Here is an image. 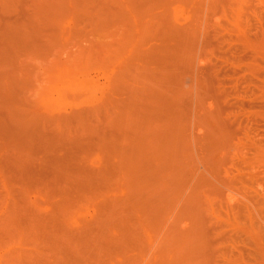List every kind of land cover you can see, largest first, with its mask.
Listing matches in <instances>:
<instances>
[{
	"label": "rangeland",
	"instance_id": "374dc122",
	"mask_svg": "<svg viewBox=\"0 0 264 264\" xmlns=\"http://www.w3.org/2000/svg\"><path fill=\"white\" fill-rule=\"evenodd\" d=\"M87 1L89 0H0V264H28L32 260V257L36 258L37 255H40L37 256V258L40 257L42 259V256L44 257L45 254L48 255L45 256L48 257L46 258V260H48L47 262H53L54 258L57 259V254L59 253L55 249L58 245L56 242L62 233L63 215L66 213H73L75 215V212L79 211L78 208L80 205L84 206V208L82 207L78 215H75V218L80 219L79 221L75 219L80 222V224L76 222L68 230L70 233L74 230L72 231L73 234H78L80 238L82 236V239L85 238L83 241H89V237H86L89 235L82 227L87 223H90V226L93 225L95 223L91 224L93 219H95L93 217L98 215L99 212L101 213L102 208L101 211L96 212L94 209L95 207L91 208L89 206L91 203L90 201L86 202L84 200L86 198L82 199L83 196L85 197L84 194H90L91 190L94 193L96 191L99 192L98 190H104V188L106 192V189L110 186L112 188L109 187V190L112 189V191H109V197H105L107 199L117 198L121 200L128 191L126 187L124 188L126 184L123 181L120 182L117 177L114 179V176L111 177L115 180V182L113 181L114 183L110 182L112 181L110 178L108 183H100L106 185L107 188L98 187L100 189L97 190V186L99 185H93V189L96 190L94 191L91 189L88 194L82 189H79L80 191L73 190L72 187L75 188L84 184L86 185V183L80 182V184L79 182L72 181L71 183V181H67L65 169L68 170L74 167L78 154L79 156H81L83 152L87 154V151H85L87 149L80 151L82 147L78 145L77 140L80 139L82 134L89 135L92 133L99 122L96 120L97 117L94 116L95 112H92L90 102L93 100V97L99 96L102 91L108 92L110 90L112 77L117 74L120 69L119 63L123 56H121L120 52L125 47L135 45V41L139 39L140 35V39L142 40V33H146L144 29L149 27V24H152L151 21L155 17H165L166 14L170 12L167 11V8L174 0H163L165 5L163 3L162 5L161 0H158L160 2L159 5L161 4L162 6V10L161 6L158 5L157 7L160 8V11H158V9L153 13L152 11L157 9L155 6L158 1L151 0L156 2L154 6L152 5L153 2L150 1L152 3V8L149 6L150 3L148 4L149 0H139L141 3L138 0H133L137 2L136 4L139 3L142 9L144 6L141 5L142 3H147V5L144 6L146 9L151 7L147 17L145 16L147 11L145 10L144 13L143 9L141 14L140 10L142 9L139 8V11L138 9H134L133 6L135 3L131 0V2H133L131 7L134 9V13L137 12V15L140 14L141 17L143 16L140 21L141 23H138L139 20L137 19L140 18H137L136 13L134 16L133 11L128 7L130 6V0L128 5L127 0H115L118 2V5L124 7L121 6L125 11L122 10L114 0L116 5L112 0ZM180 1L177 0V2H174L173 6L175 3L178 4L172 7V12L169 13L170 15L168 14L170 17L172 13L174 14L172 15L174 20L171 19L174 22L171 21L170 23V20H166L175 30L170 32L167 29L169 33H167L166 36L169 39H167L165 35L162 38L165 39V41L163 40L164 43H166V40H171L172 42L169 41L167 44H163L160 36L157 34L161 33L160 35H162V32H165V26L162 25L161 32H158V29L154 27L155 24L158 25V22L155 23V21H153L155 24H153L152 29H147V34L143 33L144 41L142 40L141 43L145 42L146 45L145 43L141 44L139 50L145 52L144 58L146 57V59L150 58V56L155 57L152 62L149 61L154 67L151 65L149 66V62H147L148 59L146 60L144 58L141 60V64L148 70L151 68L153 72L157 71L156 73L154 72L155 74H152L151 71L149 72L147 70L151 73L150 76L154 75L156 78L153 80L154 76H148L147 83L150 82L149 77L152 78V81L150 84H147V88L151 87L153 88V92L157 91V96L161 94V90H163L161 92L166 91L169 93L168 95L170 97H174L172 106L176 108L174 110L172 108V110L178 111L179 114L180 111H183L181 112V118H186L185 120L187 123L190 121L188 126L191 125V127L188 129L185 128V130H187L188 132H186L191 136L190 138V136L187 135V140L191 141L189 150L192 152L191 154H193V160L197 162L199 159L200 161L202 160L204 155V153H202V145L205 144L203 141L212 140V136H214L212 134L214 133L217 136H215L217 139L213 137L217 142L216 151L218 150L217 154H220L221 157L215 154L216 152L214 153L208 149V151H211L212 154L214 153L213 155L215 156L213 159V155H208L207 161L205 160L204 162L210 166L213 162L215 164V162L217 163L219 160L218 164L220 166H218V164L213 165L215 169L212 168V173L210 171L209 173L206 171L208 165L204 164V158L201 161L203 163H200V161L198 162L200 165L197 166L198 163H196L198 170L195 169L192 171L194 174L198 172L195 175V177H198H194L198 182L194 183L191 180V178H193L192 176L190 180L194 184H191L190 189H188V186L185 187V191L188 190L189 192L191 189H195L194 192L197 193L193 194L194 198L191 206L186 208L185 205L181 203L180 206L177 205L174 206V208H170L165 207L168 206V201H165L166 205L164 206V210H167L166 212L162 211L163 208L159 205L162 206L163 204L160 203L157 204L155 210L152 209L153 213L150 209L146 210L147 212L151 211V213L148 214L152 215L149 216L146 213L145 216L147 217H143V221L150 225H147L149 226L147 229L146 224L143 222L142 228L140 229L144 230L140 231L139 234H141L142 241L145 240L144 236L145 238L148 237L149 243H153L152 245L147 243L151 248H146L147 245L144 243L146 239L141 244L142 247L144 243L146 251L138 253L136 250L137 253L135 254L134 249V253L131 252L133 246H130V243L134 239V237L132 238L134 233H132L130 237L132 240L128 237V235L130 236V233L133 232L132 227L130 228L131 224L130 226L127 224V229H122L119 226V228H117V226H115L116 228L114 229L116 230L110 229L112 231L108 233V236H110L113 241L115 240L114 242H129L128 244L130 247L125 243L127 246H124L128 247V249L126 248L127 250L120 252L121 255L119 256L121 257L123 255V259H125L127 255H129V257L133 255V257L136 256L137 260L142 262V264H168V260L163 256V251L165 252V250L163 248V250L161 249L162 246H168L171 243L169 239L167 241L165 240V235L170 233H167V229L173 226L172 223L175 222V225L181 222L180 227L175 225L176 228L179 227L177 228L178 231H180L181 228L183 229V227H185L184 231L193 227V230L195 229L194 234H198L200 233L198 228L201 230L199 226L201 224L204 230H201L199 237L201 240H207V242L204 241L207 243L206 248H202V251H205L207 254V251H209L207 255L209 256V260H207L210 262L209 264H264V0H182V4ZM183 1L187 4H190L192 1V4L187 5ZM167 2H171L170 4L168 3L169 6H167ZM111 3L114 5L112 4L113 6H111ZM199 4H201V6ZM102 5L104 6L102 7ZM108 6H110V8ZM163 6L167 7L163 8ZM90 7H92L93 10L92 8L90 9ZM116 9H121L125 13L127 12L125 16L123 13L122 15L123 18H128V24L124 23V20H121L123 19L121 15H119L121 11L116 13ZM88 10H90V14H88ZM96 10H99V12H96ZM107 10L111 13L107 14ZM114 13L120 16L115 18L120 20V22H116ZM128 13L130 18L127 17ZM143 13L145 15H143ZM97 14L100 15V17L103 16L102 19L105 18V20H107H99L101 18L98 19L99 16ZM88 15H91V18L97 17L96 19L99 20V24L96 26H100L99 28L93 25L95 21L93 22ZM140 15L138 17H140ZM193 16L194 19L192 20ZM170 17L164 19H170ZM126 18L125 21L127 22ZM144 18H146V20H144ZM160 18H157V21ZM130 19H132L133 22V29L131 23H129L131 21ZM142 20H144V22H142ZM161 21L162 20H160V22ZM140 24L143 27H141ZM187 24L190 27H188ZM128 25L131 28L128 27ZM146 25L147 27L145 28ZM177 26L179 28H176ZM91 27L99 31L93 30L94 28L91 29ZM122 27L126 29L125 35L132 40V42L129 40V45L127 42L123 41V38H119L124 35ZM186 27L188 28L187 30ZM129 28L132 30H129ZM153 28H155V30L157 29L156 31L158 33L154 31ZM150 30H153L154 34H151ZM184 30H186V32L191 30L196 36H193L195 39L187 41L191 40V38L189 39L187 36L188 39H185L184 35H187V33L183 32ZM150 34L157 36L158 38L153 36L157 40H154L153 37L149 39L148 35ZM196 38L198 39L196 40ZM182 39H185V44L184 41L182 42ZM152 40L158 41V44ZM179 41L185 45L183 47L187 48V46L190 45L188 46V50H186L188 53L191 51L190 54L186 55L185 59H187V61H184L185 59L182 61H180L179 58L175 59L173 54L170 53L171 50H176L174 48L175 46L178 47L182 44ZM186 41L191 43L194 42L195 44L192 43L193 48L191 47V43L186 46ZM159 43L161 46L165 45V47H161ZM155 44H157L155 47L158 46V48L161 47L162 49H160L161 51L159 50L158 56L152 55V53L147 54L148 51L151 52L150 48ZM193 44L196 45V47H194ZM189 48H192V50ZM166 49H168V53H166ZM162 52L164 53L161 55ZM166 54L170 56L171 61L175 59L173 63L168 60L170 59L168 56L165 57ZM74 55L77 57H74ZM117 55L121 56V59H118ZM159 56L164 57L159 58ZM189 59L194 60V64H191L192 66L188 63ZM144 60H146L144 63H147V66L143 63ZM154 60L156 62H154ZM87 62H89L90 65ZM133 64L136 66L135 63ZM145 68L143 69L144 71H146ZM68 73L70 74L69 77ZM159 73L162 74L159 75ZM198 75L199 79L197 78ZM69 78L74 79L71 80ZM140 78L142 80L144 76ZM199 80L203 84H199ZM96 81L99 82L98 87L95 86L89 91L85 90L90 82ZM137 81L141 82L140 79ZM159 81L161 82L159 83ZM156 84L158 85L156 86ZM154 85L156 86L155 89L158 88L157 90L154 89ZM159 85L161 88L158 87ZM150 92L151 90H148V95L145 94L146 92L144 93L146 98L150 96ZM154 97L157 98L156 93ZM154 97L151 98L154 99ZM147 99L150 98L148 97ZM183 102H186L187 105L186 103L184 105L180 104ZM199 106L201 108H199ZM181 108L184 110H181ZM164 111H166V109ZM195 112L196 114H194ZM176 115L178 114L176 113ZM183 115L185 117H183ZM196 115H198V117H196ZM94 117H96V119ZM184 125L186 126L187 124ZM208 126L211 127V130L215 128L212 133ZM207 135H209V137ZM194 139L198 140H196L197 143H194L196 142ZM201 141L203 144L200 143ZM209 142L210 141L205 145L209 146ZM198 143L201 146L197 145ZM204 146L203 149L205 148ZM207 146L204 150H207ZM205 157L207 158L206 153ZM215 157H218V159L216 158L215 160ZM63 171L65 172L63 173ZM205 173L207 176L210 175V177H207ZM201 174L204 175L208 181L206 179L205 181L204 176ZM212 174L215 178H213ZM199 178L204 181L199 180ZM217 179L220 181L219 183ZM199 181L202 184H199ZM212 181L216 183H212ZM69 183L72 184L71 190H69ZM92 183H95V181ZM92 183H90V185ZM204 183L205 186L210 183V185H213H209V187H214V184L220 186V189L217 187V190L220 192L216 191V187H214L215 190L212 188L211 192L208 186L207 188L204 186L206 190L203 187ZM103 185H101V187H103ZM173 187L175 189L179 188L178 186H176L178 187L176 188L175 185L170 188L173 189ZM202 187L203 190L201 189ZM90 188H92V186H90ZM204 189L207 192L206 194H204ZM175 191L177 192V190ZM208 191L211 195L214 193V196L210 197L208 195L210 198L209 200L207 199L208 196H206L210 194ZM102 193L104 194L103 191ZM187 193L183 195L185 196ZM64 194L65 197H63ZM195 195H198V197ZM215 196L219 201L216 200V198L212 199L214 202L211 200V198ZM66 197L69 198L68 201L70 200L71 202H64L61 208V203L63 204L62 201L67 200L65 199ZM203 197L210 204H207V202L205 203ZM97 198L98 201L92 198V206H100L99 197ZM75 199H77L78 202L73 201ZM79 199L82 200V202L84 200L85 205L88 204V207L87 205L85 207L84 203H81ZM197 199L199 200L196 201ZM79 202L81 204L77 205ZM120 202L121 201H118V203ZM215 202L218 203L216 204ZM203 203L208 207L206 208ZM99 206L98 209H100ZM190 207L192 208L190 209ZM167 208H169V210ZM106 210L108 211V209ZM158 212L161 213L162 219ZM174 212L177 215H182V217L178 215L179 218L177 221H173L177 219V215H175ZM154 213L159 216L157 219L159 218L160 221L155 218L157 216L156 214L154 217ZM165 213L169 216L167 217ZM195 214L196 216H194ZM201 214L204 215L202 216ZM173 215H175V217H173ZM202 218H205V221ZM149 219L150 223H148ZM161 220L167 223L162 224ZM194 220H196V225L200 223L198 226H195L198 231L194 227ZM152 221L156 224H153ZM158 222L160 224H157ZM82 223L84 226L81 225ZM96 226H98V224H96ZM152 226L154 231H156V233L158 232V234L152 233ZM158 226L159 228L161 227V229H158ZM207 228L208 232H212L211 235L207 232ZM79 229L85 231V233L82 231L83 233L80 234L81 231H79ZM159 230L161 231L160 234ZM117 231H121L120 234H124L121 235L122 239H120L121 236ZM184 231L181 230L180 233ZM203 231H206V237ZM124 236L126 237L125 240L123 239ZM77 238L75 241H80V239ZM117 238H119V240ZM161 239H164L165 243L162 242ZM75 241L74 243H77ZM83 241L81 243H83ZM166 242L169 243L166 244ZM158 243H161V246ZM163 243L164 245H162ZM205 243L203 244L204 247ZM104 244L105 243H103V245ZM73 245L74 248L77 246L79 248L81 246L79 244ZM84 246H81L82 251H85V247H88ZM156 246L160 247L157 248ZM91 247L92 250H90V247L88 250L93 252V246ZM116 248L117 247H113L112 249L111 247L107 249V251H109V253L112 252V254H110L111 258L107 255L108 257L106 256V260L116 259L112 258L113 252L119 253V248ZM130 248H132V250ZM128 250L131 251L128 252ZM141 250H144V248ZM54 251L56 252L53 254L52 252ZM105 251L106 250L103 252ZM107 251L103 255H106V253H108ZM158 251H162L163 255L161 252L157 255ZM127 252L132 254L130 255ZM205 252H203V256H200V258L202 257L200 260L204 261V264H207V256H204L206 255ZM42 253L45 254L41 255ZM125 253L127 254L125 255ZM117 254H115V256ZM139 254L141 255L139 256ZM154 254L156 255L152 256ZM142 255L146 258L144 257V259ZM158 257H164L163 259L166 263L163 260L160 261ZM118 258L119 257H117V259ZM120 259L122 258H119V260ZM46 260L44 259V261ZM150 260L152 263H150Z\"/></svg>",
	"mask_w": 264,
	"mask_h": 264
},
{
	"label": "bare ground",
	"instance_id": "6f19581e",
	"mask_svg": "<svg viewBox=\"0 0 264 264\" xmlns=\"http://www.w3.org/2000/svg\"><path fill=\"white\" fill-rule=\"evenodd\" d=\"M84 1V0H83ZM90 1V0H89ZM89 1H87V2H89ZM92 1V0H91ZM106 1H109V0H106ZM105 1V2H106ZM113 1V0H112ZM111 1V2H112ZM115 1V0H114ZM113 1V2H114ZM120 1V0H119ZM133 1V0H132ZM139 1V0H138ZM141 1H143V0H141ZM141 1H139L140 3H141ZM151 0H149L148 1V4H149V6H151V2H153V6L154 5H156V2L158 1V0H156V2L155 1H151ZM165 1V0H164ZM163 0H161V4L164 2ZM166 1H168V0H166ZM180 1V0H179ZM182 1V0H181ZM180 1V3L182 4V2ZM194 1V0H193ZM202 1V0H201ZM200 1V2H201ZM204 1H206V0H204ZM76 2H78V1H76ZM115 2H117V1H115ZM115 2H114V4H115ZM128 2H129V0H127V5H128ZM134 2V1H133ZM133 2H131V0H130V2H129V4H130V6H128L129 8H131V11H133V14H134V16H135V13H136V15L138 14L137 12H135L134 13V9H138V11H139V8H141L140 6H139V3L138 4H136L137 2L135 1L134 3H135V5L133 6L134 7V9L131 7V4H133ZM155 2V3H154ZM174 2H177V0H174ZM174 2L173 3H171V2H167V6H169L168 5V3L170 4L171 3V7L169 6L167 9V11L169 12H172L171 11V8L172 7H174L176 4H178V3H175V5L173 6V4H174ZM184 3H186L185 1H183ZM188 2V1H187ZM190 2V1H189ZM192 2V1H191ZM190 2V4H192ZM92 3V2H91ZM90 3V4H91ZM107 3V2H106ZM120 3H122V2H120ZM159 1H158V3H157V5L155 6L157 9L156 10H153L152 11V13L153 12H155V11H157L158 9V11H160V8L159 7H157L158 5H159ZM179 3V4H180ZM202 3V2H201ZM109 4V3H108ZM113 3H111V6H113L112 5ZM161 4L159 5V6H161ZM164 5H165V3H163ZM162 4V5H163ZM180 4V5H181ZM187 4V3H186ZM189 4V3H188ZM187 4V5H188ZM189 4V5H190ZM104 5H107V4H104ZM104 5H102V7L104 6ZM116 5V4H115ZM117 5H118V2H117ZM141 5H144V6H146L147 5V3H142ZM200 6H201V4H199ZM203 5V4H202ZM87 6H89V5H87ZM118 6H120V5H118ZM118 6H117V8H118ZM122 6V5H121ZM120 6V7H121ZM137 6H139V7H137ZM144 6H143V9H144V13H145V10L147 11V13H143V15H145L146 17H147V14L149 15V9H151V7L149 8H147L146 9V7L144 8ZM166 6V7H167ZM182 6V5H181ZM109 8H110V6H108ZM115 7V6H114ZM123 7V6H122ZM121 7V9L122 10H124L123 8ZM135 7H137V8H135ZM154 7V8H155ZM165 6H163V8H164ZM165 7V8H166ZM92 7H90V9H91ZM95 8V7H94ZM116 8V7H115ZM153 8V7H152ZM108 9V8H107ZM119 9V8H118ZM118 9H116L117 11H116V13L117 12H119V11H121V12H119L120 14L119 15H121V17L123 18V15L125 16V14L127 13H125L124 11H122L121 9L120 10H118ZM133 9V10H132ZM142 9V8H141ZM143 9L142 10H140V12H141V14H142V11H143ZM170 9V10H169ZM92 10H93V8H92ZM110 10V9H109ZM161 10H162V6H161ZM90 10H88V12H89ZM108 11V10H107ZM110 11H112V10H110ZM165 11V10H164ZM167 11H165V12H167ZM95 12V11H94ZM96 12H99V10L97 11L96 10ZM95 12V13H96ZM139 12V13H140ZM169 12V13H170ZM108 13H111V12H107V14ZM113 13V12H112ZM122 13H123V15H122ZM152 13H150V14H152ZM164 13V12H163ZM168 13V14H169ZM88 14H90V12L88 13ZM92 14H94V13H92ZM99 14V13H98ZM97 14V15H98ZM115 14V13H114ZM168 14H166V16L167 17H170ZM176 14V13H175ZM110 15V14H109ZM108 15V16H109ZM128 16L127 17H129L130 18V16H129V13L127 14ZM140 15V14H139ZM139 15H137V18H140V19H137V20H139L138 21V23L141 21V19H142V17H141V15H140V17H138ZM172 15H174L173 13H172ZM172 15H171V17H170V19H164V18H167L166 16L164 17V16H158V17H155L151 22H152V24H149V27H147V25L145 26V28L146 29H144V31H146V33L145 32H143V30L141 29V31L143 32V33H145V34H147V29H152V27H153V24H155V23H157L158 22V25L157 24H155L154 25V27L155 28H157L158 29V32H161V26L162 25H164L165 26V32H162V35H160L161 33H158L156 30H155V28H153L154 29V31H156L158 34L157 35H159L160 36V38H161V41L163 42V44H167V42H172L171 40H166V43H164V41H165V39H162L163 37H164V35H165V37L167 38V39H169L166 35H167V33H169V31L171 32V31H174L175 29H173L174 27H172V25H170V23H171V21L172 22H174L173 20H174V18H172ZM194 15V14H193ZM89 17L91 16V15H88ZM99 17H98V19L99 18H101V19H99V20H102V21H104L105 20V18L104 19H102V17H100V15H98ZM118 14H115L114 15V19L115 18H118V17H120V16H118ZM95 17V16H94ZM152 17H153V15H152ZM152 17H151V19H152ZM91 18V17H90ZM97 18V17H96ZM96 18H91V20H93V25L94 26H96V25H98L99 24V20H97ZM125 18L126 17H124L123 19H121L122 21L124 20V23H127L128 24V18H126V20H127V22L125 21ZM157 18H160L158 21H157ZM113 19V18H112ZM113 19V20H114ZM171 19H173V20H171ZM194 19V16H193V18H192V20ZM107 20V19H106ZM105 20V21H106ZM116 20V22H120V20H118V19H115ZM131 21L129 22V23H131V27L133 26L132 25V19H130ZM144 20H146V18H144ZM144 20H142V22H144ZM160 20H162L161 22H160ZM169 21L170 23H168L167 21ZM89 21V20H88ZM121 21V22H122ZM153 21H155V23H153ZM178 21V20H177ZM91 23V24H92ZM101 23V22H100ZM103 24H105L104 22H102ZM141 23V22H140ZM150 23V22H149ZM192 23V22H191ZM102 24V25H103ZM93 25H91V26H93ZM102 25H101V27H102ZM130 25V24H129ZM128 25V27H130ZM141 25V24H140ZM150 25H152V26H150ZM175 26V25H174ZM187 26H188V24H187ZM100 26H96V28H99ZM130 27V28H131ZM141 27H143L142 25H141ZM151 27V28H150ZM184 27V26H183ZM182 27V28H183ZM188 27H190V26H188ZM92 28H94V27H91V29ZM129 28V30H132L133 29V27H132V29H130ZM135 28V27H134ZM176 28H179L178 26L176 27ZM101 29V28H100ZM167 29L169 30L168 32H167ZM183 29H185V28H183ZM188 28L186 27V30H187ZM93 30H96V31H99V30H97V29H93ZM122 30H123V33H124V35H122V36H120L119 38H123V41H125V42H127V44L129 45L130 43V41L132 42V40L131 39H129L125 34H126V29L124 28V27H122ZM186 30H184L183 32H186ZM101 31V30H100ZM135 31V30H134ZM154 31L153 30H150V32H151V34L153 33L154 34ZM180 31V30H179ZM188 32H189V34H188ZM188 32H186L187 33V35L185 34L184 36H185V39H188L187 38V36L189 37V39L191 38V40H187V41H192L193 39H195L193 36H195V34L194 33H192V31L191 30H189ZM131 33V32H130ZM143 33H142V40L144 39V35H143ZM164 33V34H163ZM148 35V38L150 39V37H153V36H155V35ZM156 34V33H155ZM172 34V33H171ZM177 34H179V33H177ZM146 36V35H145ZM162 36V37H161ZM181 36V35H180ZM183 36V35H182ZM2 37V36H1ZM137 37V36H136ZM156 38H158L157 36H155ZM155 37H153L154 38V40L156 39ZM196 37V36H195ZM132 38V37H131ZM141 38V35H140V37H139V39H136V43H135V45H133V46H128V47H125V48H123V50L120 52L121 53V56H122V60L120 61V65H119V67H120V69L118 70V73L117 74H115L113 77H112V84H111V88H110V90L108 91V92H106V91H102V93L99 95V96H96V97H93V100L90 102V106L92 107V112L94 113L95 112V115L94 116H96L97 117V119H96V117H94L96 120H98L97 122H98V124L96 125V127H95V129L92 131V133H90L89 135H85V134H82L81 135V137H80V139L79 140H77V143H78V145L80 146V147H82L81 149H80V151L81 150H83L84 151V149H87V150H85V151H87L86 153L87 154H84V152H83V154L81 155V156H79V154H78V157H77V161H76V164L74 165V167L73 168H70V169H68V170H66L65 169V171H66V179H67V181H71V183H72V181H74V182H83V183H86V185L84 184V185H82V186H77V187H72V189L73 190H77V191H80L81 189L84 191V192H87V194L89 193V190H91V189H93V185H99V186H97V190L98 189H100V188H104V187H106V185H103V184H100V183H108V181H110V179H112V181H110V182H115V180L114 179H116V177L117 178H119V180H120V182L121 181H123L126 185L124 186V188L126 187L127 189H128V191H127V193H126V195H124L123 196V199H121V200H119V199H107L106 197H109V191L111 190L112 191V189H110L109 190V187H108V189H106L107 191L105 192L104 190H105V188H104V190L102 189V190H98L99 192H93L92 190H91V193L90 194H88V195H86V194H84L85 195V197L83 196L82 197V199L83 198H86V199H84L86 202H91L90 204H89V206L91 207V208H93V207H95L94 209H95V211L97 212H99V211H101V208H102V211H101V213L99 212V214L98 215H96L95 217H93V218H95V219H93V222L91 223V224H93L94 222L96 223V224H98V226H96V224L94 223L93 225H91V226H95V227H91L89 224L90 223H85L86 225L84 226V224L82 223L81 225H83L84 227H82L85 231H86V233L89 235V236H86V237H89V241L87 240V241H83V239H85V238H83L82 239V236H81V238H80V236H78V234H73L72 233V231H74V230H72L71 231V233H70V231L68 230L73 224H75L76 222H78L80 219H77V218H75V215H78V213L82 210V207L84 208V206H81L80 205V207L78 208V210L79 211H76L75 212V215L72 213H66V214H64L63 215V220H62V233H61V235H60V237L58 238V240H57V248L55 249L57 252H59L58 254H57V259H55L54 258V260H53V262H47L48 260H46V258H48V257H45V256H48V255H46L45 253H42L41 255H43V254H45V256L43 257L42 256V259L39 257V258H37V256H40V255H37L36 256V258H31L32 260L30 261V263H28V264H139V263H141L142 264V262H140L139 260H137V257L135 256V257H133V255H131L132 253H134V249H135V254L137 253L136 252V250L138 251V253H140V252H144V251H146V248H148V247H150V246H148L149 244L150 245H152L153 243H149V240L147 239L148 237H146L145 238V236H144V239L146 240H144L143 239V237H142V239L145 241H142L141 240V234H139L140 233V231H143V230H141L140 228H142L141 226L143 225V222H144V224H146L145 223V221H143V217H147V216H145L146 215V213L148 214V213H151V211H146V210H155L156 209V206H157V204L158 203H160V204H163L162 206L161 205H159L161 208H163V212H166L164 209H165V207H170V208H174V206H177V205H179L180 206V204L181 203H183L184 205H185V207L187 208V207H189V206H191L192 204H193V194L195 193L194 192V190L193 189H191L189 192H188V190L187 191H185V187H187L188 186V189H190V186H191V184L194 182V183H196V182H198V180L196 181L195 179H194V177H195V175L198 173H196L195 172V174H194V172L192 171V170H195V169H197V167H196V163H198L199 161H200V159L199 158H196V159H199L198 160V162L195 160H193L194 159V157L192 156L193 154H191L192 152H190V145H191V141L189 140H187V135L188 136H190L187 132V130H185V128H189V127H191V125L190 126H188V123L190 122H188L187 123V121L185 120H183L181 117H182V113L181 112H183V111H180V114L178 113V111L176 112V110L175 111H173L174 109H176V108H173L174 106H172L173 105V103H174V97H170L168 94L169 93H167L166 91H164V92H161V91H163V90H161L160 91V95H158L157 96V91H155V92H153L152 90H153V88H151V87H149V88H147V84H150L151 83V81H152V78H150L151 76H150V74L151 73H149L150 71L152 72V74L155 72H153L152 70H151V68H149V70L148 69H146L145 67H143V64H141V60H143V58H144V54H145V52H141L139 49H140V45L141 44H144L145 42H143V43H141L142 42V40L140 39ZM146 38V37H145ZM153 38H151V39H153ZM199 38V37H198ZM198 38H196V40L198 39ZM185 39H182V42L185 40ZM130 40V41H129ZM154 40H152L153 42H157V44H158V41H154ZM157 40V39H156ZM164 40V41H163ZM139 41V42H138ZM144 41V40H143ZM186 41V46L188 45V44H190L191 42H187ZM4 42V41H3ZM150 42H151V40H150ZM149 42V43H150ZM180 42V41H179ZM182 42H180V43H182ZM133 43H134V41H133ZM148 43V42H147ZM174 43H175V40H174ZM192 43H194V42H192ZM192 43H191V47H192ZM157 44H155V45H153V47L152 48H150L151 49V52L150 51H148L147 52V54H150V53H152V55H155V56H158V54H159V50L161 49V47H165V45H163V46H161V44H160V46L161 47H159L158 48V46L157 47H155ZM171 44V43H170ZM184 44H185V41H184ZM183 43L180 45V46H178V47H174L176 50H171V54H173V56L175 57V59L177 58H179L180 59V61H182V60H184L185 58H186V55L187 54H190L191 53V51H190V53H188L186 50H188V46H190V45H188L187 46V48L186 47H183V46H185ZM195 44V43H194ZM193 44V45H194ZM145 45H146V43H145ZM150 45V44H149ZM148 45V46H149ZM198 45V44H197ZM143 46V45H142ZM144 47H147V46H144ZM194 47H196V45H194ZM153 48H155V49H153ZM193 48V47H192ZM192 48L190 49V50H192ZM162 50V49H161ZM160 50V51H161ZM167 50L168 49H166V53H168L167 52ZM173 52V53H172ZM164 52H162L161 53V55L163 54ZM170 55V54H169ZM71 56V55H70ZM118 56V55H117ZM121 56H118V59H121ZM166 56H168L167 54L165 55V57ZM173 56H171L172 58H174ZM74 57H77V56H75L74 55ZM73 57V58H74ZM164 56H159V58H163ZM153 58L155 59V57H153V56H150V58H147L146 59V57L144 58V59H146L147 60V62H149V61H153ZM168 58H170V56H168ZM118 59H117V61H118ZM151 59V60H150ZM167 59V58H166ZM175 59H172V61H171V58L170 59H168V60H170L172 63L174 62L173 60H175ZM79 60V59H78ZM78 60H75V61H78ZM146 60H144L143 61V63L146 61ZM157 60V59H156ZM74 61V60H73ZM184 61H187V59H185ZM129 62H133V63H135L136 64V66L133 64V63H129ZM154 62H156L155 60H154ZM73 63H75V62H73ZM87 63H89V62H87ZM188 63L191 65L192 63L194 64V60L193 59H189L188 60ZM80 64H81V62H80ZM146 66H147V63H144ZM73 65V64H72ZM83 65V64H82ZM85 65H86V63H85ZM89 65H90V63H89ZM88 65V66H89ZM114 65V64H113ZM149 66L151 65V66H153L152 65V63L150 64V62H149V64H148ZM115 66V65H114ZM156 66H162V65H156ZM192 66V65H191ZM107 67V66H106ZM154 67V66H153ZM85 68V67H84ZM146 69V71H144L143 69ZM159 68V67H158ZM161 68H163V67H161ZM44 69V68H43ZM149 72H148V71ZM156 70V69H155ZM161 70V69H160ZM141 71H142V74H141ZM157 72V71H156ZM155 72V73H156ZM161 72V71H160ZM172 72V71H171ZM59 73H60V70H59ZM70 73V72H69ZM68 73V74H69ZM148 73V74H147ZM154 73V74H155ZM163 73V72H162ZM162 73H159V75H161ZM199 74V73H198ZM164 75V74H163ZM165 75H166V72H165ZM54 76V75H53ZM60 76V75H59ZM70 76V74L68 75V77ZM71 76H72V73H71ZM142 76H144V79H142L141 80V78L140 77H142ZM148 76H150L149 77V83H147L148 82ZM154 76V75H153ZM152 76V77H153ZM161 77V76H160ZM166 77V76H165ZM48 78V77H47ZM154 78H155V76L153 77V80H154ZM198 79H199V75H198V77H197ZM67 79V78H66ZM69 79H71V80H73L72 78H69ZM140 79V81L141 82H138L137 80H139ZM156 79V78H155ZM51 80L53 81V78L51 77ZM51 81V82H52ZM200 81V80H199ZM161 81H159V83H160ZM167 83V82H166ZM198 83V82H197ZM196 83V84H197ZM202 82L200 81V83L199 84H201ZM42 84V83H41ZM55 84V83H54ZM146 84V85H145ZM203 84V83H202ZM158 84H156V86H157ZM164 85V84H163ZM166 85V84H165ZM42 86V85H41ZM98 87L99 86V82L98 81H96V82H90L87 86H86V89L85 90H87V91H89V90H91L92 88H94V87ZM155 85L153 86L154 87V89H155V87H156ZM159 88H161L160 87V85L158 86ZM163 87V86H162ZM165 87V86H164ZM58 88V87H57ZM150 91L151 90V94H149L151 97H154V94L156 93V97L157 98H155L154 97V99L153 98H151L150 96H148L150 99H147L146 98V95H144V93L145 94H147L148 95V90ZM158 89V88H157ZM157 89H155V90H157ZM106 90V89H105ZM108 90V89H107ZM164 90H165V88H164ZM168 91V90H167ZM153 92V93H152ZM169 92V91H168ZM153 95V96H152ZM180 96V95H179ZM182 96V95H181ZM199 99H200V97H199ZM185 101V100H184ZM181 102V101H180ZM186 103V102H185ZM184 102L183 103H180L181 105H184L185 104ZM177 104V103H176ZM186 105H187V103H186ZM197 105H199V104H197ZM178 106V105H177ZM183 107V106H182ZM186 107V106H185ZM198 107V106H197ZM172 108H173V110H172ZM192 108V107H191ZM199 108H201L200 106H199ZM199 108H198V110H199ZM166 109V111H164ZM186 109V108H185ZM178 110V109H177ZM181 110H184V109H182L181 108ZM191 111V110H190ZM179 115H176V113ZM187 112V111H186ZM97 113V114H96ZM101 115V117H100V115ZM190 114V113H189ZM192 114V113H191ZM194 114H196V112L194 113ZM203 114V113H202ZM203 115H205V114H203ZM195 116V115H194ZM183 117H185L184 115H183ZM187 117V116H186ZM189 117H190V115H189ZM193 117V116H192ZM196 117H198V115H196ZM195 117V118H196ZM206 117V116H205ZM188 119V118H187ZM193 119V118H192ZM198 120V119H197ZM192 121V120H191ZM186 122V123H185ZM99 124H101V125H99ZM184 124H187L186 126L184 125ZM190 124V123H189ZM213 124V123H212ZM99 128H98V127ZM188 126V127H187ZM214 126V125H213ZM209 127V126H208ZM214 128V127H213ZM212 128V129H213ZM209 129L211 130V127H209ZM215 129V128H214ZM214 129L213 130H211V133L214 131ZM187 131V132H186ZM210 132V131H209ZM111 133V134H110ZM187 133V134H186ZM210 134V133H209ZM212 135H214V136H212ZM211 136H212V140L210 139V140H208V141H210L209 142V146H207V145H205V144H207V142L208 141H206V140H202L205 144H203L202 143V141L200 142V143H202L203 145H202V150H203V152L202 153H204V155H203V157L202 156H199V157H202V160H203V158H204V160H203V162L206 160L207 161V159H208V157L209 156H212L215 152V154H217V152H218V150L216 151V149H217V142H216V135L213 133ZM208 137H209V135H207ZM216 136V137H215ZM216 138V139H214V138ZM190 138H191V136H190ZM193 138V137H192ZM195 138V137H194ZM209 139V138H208ZM195 141L197 140V139H194ZM194 140H192V141H194ZM198 141V140H197ZM197 141L196 142H194V143H197ZM206 141V142H205ZM85 143H87V144H85ZM197 145H199V146H201L199 143L197 144ZM205 145V146H204ZM203 146L206 148V146L208 147L207 148V150H204L203 149ZM214 146V147H213ZM219 146V145H218ZM213 147V148H212ZM208 149H210L211 151H213L214 153L212 154V152L211 151H208ZM214 149H215V151H214ZM89 151V152H88ZM205 151V152H204ZM210 152V153H209ZM82 153V152H81ZM80 153V154H81ZM205 153H206V156H207V158L205 157ZM208 153V154H207ZM211 154V155H210ZM95 155V156H94ZM209 155V156H208ZM218 155V154H217ZM214 156L215 155H213L212 157H213V159H214ZM218 156H220L221 157V155L219 154ZM211 157V158H212ZM211 158H210V160H211ZM216 158L218 159V157H215V160H216ZM213 159H212V161H213ZM201 160V161H202ZM188 161V162H187ZM200 161V163H203V162H201ZM219 161V160H218ZM218 161H217V163L215 162V164H218ZM222 161V160H221ZM200 163H198L197 164V166L198 165H200ZM204 164L205 165H208V164H206V162H204ZM209 164H210V162H209ZM214 164V162H213V164L212 165H210V166H212V167H210L209 165H208V168H206V166H205V168L207 169H205L207 172H211V171H213V169H215L214 167H213V165H215ZM202 165V164H201ZM203 166V167H204ZM217 166V165H216ZM215 166V167H216ZM218 166H220L219 164H218ZM196 167V168H195ZM202 167V168H203ZM199 168V167H198ZM211 168V169H210ZM213 168V169H212ZM210 169V170H209ZM219 168L217 167V170H218ZM220 169H221V167H220ZM198 170V169H197ZM217 170H215V171H217ZM65 171H63V173L65 172ZM71 171V172H70ZM203 171V170H202ZM219 171V170H218ZM217 171V172H218ZM70 172V173H69ZM201 172V171H200ZM209 172V173H210ZM191 173H192V175H191ZM212 173V172H211ZM216 173V172H215ZM194 174V175H193ZM206 174V173H205ZM213 174H214V172H213ZM212 174V175H213ZM216 174H218V173H216ZM221 174V173H220ZM64 175V174H63ZM202 175V174H201ZM211 175V176H212ZM222 175H223V172H222ZM114 176V177H113ZM193 176V178H191V180L193 181H191L190 180V177H192ZM202 176H204V175H202ZM206 176H207V174H206ZM216 176V175H215ZM111 177H113V178H111ZM198 176H196L195 178H197ZM201 177V176H200ZM207 177H210V175L209 176H207ZM217 177V176H216ZM221 177V176H220ZM110 178V179H109ZM201 178H203V177H201ZM201 178H199V180H201V181H204L205 179H206V177L204 176V180L203 179H201ZM213 178H215L214 177V175H213ZM219 179V178H218ZM217 179V180H218ZM118 180V179H117ZM118 180V181H119ZM195 180V181H194ZM207 180V179H206ZM205 180V181H206ZM210 180H213V179H210ZM216 180V181H217ZM93 181H95V183H92ZM208 181V180H207ZM113 182V183H114ZM210 182V181H209ZM220 181L218 180V183H219ZM224 182H226V181H224ZM82 183V184H83ZM88 183V184H87ZM90 183H92L91 185H90ZM193 183V184H194ZM201 182L199 181V184H200ZM212 183H216V182H213L212 181ZM227 183V182H226ZM70 184V183H69ZM81 184V183H80ZM202 184V183H201ZM211 184V183H210ZM209 184V185H210ZM230 184V183H229ZM71 185L72 184H70V187H69V190H71ZM101 185H103V187H101ZM108 185V184H107ZM113 185V184H112ZM119 185V184H118ZM175 185V187L176 186H178V187H176V188H178V189H175L174 187H173V189L172 188H170L171 186H174ZM209 185H207L206 184V186H205V183H204V185H203V187L205 186L206 188H207V186L209 187ZM90 186H92V188H90ZM199 186H201V185H199ZM210 186H213V185H210ZM98 187H100V188H98ZM192 187H193V185H192ZM191 187V188H192ZM203 187L201 188L202 190H203ZM204 187V188H205ZM214 187H216V191H219V190H217L218 188L217 187H219V189H220V186H216V184H214ZM214 187H209V191H211L212 192V188H214ZM228 187V186H227ZM232 187V186H231ZM107 188V187H106ZM110 188H112V187H110ZM194 188V187H193ZM205 188V189H206ZM80 189V190H79ZM204 189V190H205ZM222 189V188H221ZM225 189V188H224ZM231 189V188H230ZM94 191L96 190V189H93ZM175 190H177V192L175 191ZM193 190V191H192ZM197 190V189H196ZM201 190V191H202ZM207 190V189H206ZM206 190H205V192H204V194H206L207 192H206ZM214 190H215V188H214ZM228 190V189H227ZM232 190V189H231ZM102 191L104 192V194L102 193ZM184 191V192H183ZM199 191V190H198ZM208 191V192H209ZM66 192V191H65ZM69 192V191H68ZM83 192V193H84ZM188 192V193H187ZM220 192V191H219ZM64 193V192H63ZM67 193V192H66ZM65 193V194H66ZM116 193H117V191H116ZM184 193H187V195H183ZM210 193V192H209ZM65 194L63 195V197H65ZM195 194H197V193H195ZM201 194V193H200ZM214 194V193H213ZM211 195V193L210 194H207L206 196H214V195ZM116 195V194H115ZM119 195V194H118ZM202 195V194H201ZM216 195V194H215ZM222 195V194H221ZM66 196H67V194H66ZM95 196V197H94ZM106 196V197H105ZM112 196V195H111ZM196 196V195H195ZM209 196H208V200L210 199L209 198ZM218 196V195H217ZM62 197V198H63ZM88 197V198H87ZM90 197V198H89ZM97 197H99V200H100V209H98V206H96V205H94V206H92L93 204H92V200L94 199H97V201H98V198ZM113 197H114V194H113ZM112 197V198H113ZM196 197H198V195L196 196ZM93 198V199H92ZM204 198V197H203ZM213 198H216V196L215 197H212L211 198V200L213 199ZM220 198H221V196H220ZM65 199H67V200H63L62 202H63V204L61 203V208L63 207L62 205H64V202L66 203V201H68V199L69 198H65ZM81 199V198H80ZM79 199V200H80ZM89 199V200H88ZM222 199V198H221ZM83 200V202H82V200H80V202L81 203H84V205H85V201ZM88 200V201H87ZM195 200V199H194ZM199 199H197L196 201H198ZM203 200V199H202ZM204 200H205V203L207 202V200L204 198ZM216 200H218L219 201V199L218 198H216ZM70 201V200H69ZM68 201V202H69ZM73 201H77V199H75V200H73ZM96 201V200H95ZM118 201H121L120 203H118ZM165 201H168L167 203V205L168 206H165L166 205V202ZM213 201V200H212ZM71 202V201H70ZM78 202V201H77ZM77 203V205L78 204H81V203ZM117 202V203H116ZM128 202V203H127ZM164 202H165V204H164ZM200 202V201H199ZM214 202V201H213ZM225 202V201H224ZM93 203H94V201H93ZM216 203V202H215ZM218 203V202H217ZM216 203V204H217ZM95 204V203H94ZM204 204V203H203ZM207 204H210V203H208L207 202ZM212 204V203H211ZM75 205V204H74ZM87 205V207H88V204H86ZM86 205H85V207H86ZM165 206V207H164ZM204 206H205V204H204ZM160 207H157V208H160ZM206 208L208 207L207 205L205 206ZM219 207H220V205H219ZM192 207H190V209H191ZM214 208V207H213ZM98 209V210H97ZM105 209V210H104ZM106 209H108V211L106 210ZM168 210H169V208H167ZM153 210H152V213H153ZM175 210H176V208H175ZM178 210V209H177ZM195 210V209H194ZM210 210H211V207H210ZM146 211V212H145ZM157 211V210H156ZM159 211H160V209H159ZM212 211V210H211ZM93 212V211H92ZM106 212V213H105ZM108 212V213H107ZM155 212V211H154ZM199 212V211H198ZM158 213H160V212H158ZM170 213H171V210H170ZM175 213V212H174ZM179 213H180V211H179ZM200 213H202V212H200ZM204 213V212H203ZM70 214H71V216H70ZM155 214L156 213H154V217H155ZM166 214V213H165ZM167 214H168V212H167ZM167 214H166V216H167ZM173 214V213H172ZM181 214V213H180ZM183 214V213H182ZM197 214V213H196ZM196 214L194 215V216H196ZM149 216H151L150 214H148ZM157 215V214H156ZM160 215V218L162 217L161 216V213L159 214ZM175 215H177L176 213H175ZM175 215H173V217H175ZM179 215V214H178ZM178 215L176 216L177 217V219H175V220H173V221H177L178 220ZM202 215V214H201ZM200 215V216H201ZM204 215V214H203ZM202 215V216H203ZM148 216V217H149ZM169 216V215H168ZM167 216V217H168ZM172 216V215H171ZM179 216H181L182 217V215H179ZM89 217V216H88ZM96 217H98V218H96ZM157 217H159L158 215L155 217L156 219H157ZM210 217H211V215H210ZM78 218H79V216H78ZM155 218H153L154 220H155ZM172 218V217H171ZM75 219H77L78 221H76ZM85 219H86V217H85ZM84 219V220H85ZM98 219V220H97ZM159 219V218H158ZM157 219V220H158ZM162 219V218H161ZM165 219V218H164ZM163 219V220H164ZM168 219V218H167ZM181 219V218H180ZM203 219V218H202ZM205 219V218H204ZM203 219V220H204ZM95 220V221H94ZM97 220V221H96ZM148 220V219H147ZM152 220V219H151ZM157 220H155V221H157ZM198 220V219H197ZM200 220V219H199ZM92 221V220H91ZM159 221H160V219H159ZM162 221V220H161ZM166 221V220H165ZM196 220H194V227L195 226H198V225H196V222H195ZM205 221V220H204ZM203 221V222H204ZM153 222V221H152ZM187 222V221H186ZM198 222V221H197ZM79 224H80V222H78ZM148 223H150V219H149V222ZM162 224H166V223H164L163 221L161 222ZM175 223V222H174ZM174 223H172V225L174 226H172V227H169V228H172V229H169V231H168V229H167V233H169V234H167V235H165V240L167 241L168 239L170 240V244L167 246H165L164 245V243H165V240L164 239H161L162 240V242H164L162 245H164V246H162L161 247V249L163 248L164 250H165V252L163 251V253H164V255H163V253H162V251H160L161 252V254L163 255V256H165L166 258L165 259H167L168 260V264H204V261H202V260H200V259H202V257L200 258V256H203V252H205V251H202V248H206V244L207 243H205L204 241H206L207 242V240H201V238L199 237V235L201 234V230H204V229H202V226H201V224L199 225L200 226V228H201V230L198 228V230H199V232L200 233H198V232H196V233H198V234H194V230H193V227L191 228L190 226H188V227H190V228H186L187 229V231H184V228L185 227H183V229L181 228V230H183L184 232H181L180 233V231H178L177 230V228H179L180 227V225H181V222H180V224H179V222H178V224L176 223L175 225H177V226H179V227H175V225H174ZM127 224L130 226V224H131V226H130V228L132 227V231L133 232H131L130 233V236L128 235V237L130 238L131 237V234L132 233H134V235H132V238L134 237V239L132 240V238H130L132 241H131V243H130V246L132 245L133 246V250H132V248H130L131 250V252L132 253H128V252H130L129 250H128V254H130L132 257H129V255H127L128 256V258H127V256H125L126 258L125 259H123V255L120 257L119 255H121V251H124V250H127L128 249V247H125V246H129V242L128 243H126V242H118V241H116V242H114L113 240H112V238L110 237V236H108V233L109 232H111L112 230H110V229H113V230H116V229H114V228H116L115 226H117V228H122V229H127ZM153 224H156L155 222H153ZM157 224H160L159 222L157 223ZM182 224H183V221H182ZM192 224V225H193ZM147 225H150V224H146V228L147 227H149V226H147ZM212 225V224H211ZM114 226V227H113ZM119 226V227H118ZM154 226H156V225H154ZM166 226V225H165ZM170 226V225H169ZM81 227V226H80ZM113 227V228H112ZM151 227V226H150ZM157 227V226H156ZM81 228V229H82ZM164 228V227H163ZM162 228V229H163ZM166 228H167V226H166ZM196 228V230H197V227H195ZM209 228V227H208ZM208 228H207V232H208ZM129 229V228H128ZM148 229V228H147ZM149 229H151V228H149ZM158 229H161V227L159 228V226H158ZM185 229V230H186ZM206 229V228H205ZM210 229V228H209ZM213 229V228H212ZM211 229V230H212ZM117 230H120V229H117ZM153 230V231H152ZM152 233L154 232V234H158V232L156 233V231H154V229H153V226H152ZM176 230V231H175ZM191 230H193V231H191ZM197 230V231H198ZM210 230V231H211ZM79 231H81L80 229H79ZM83 231V230H82ZM81 231V233L80 234H82L83 232L85 233V231H83L82 232ZM129 231V230H128ZM150 231V230H149ZM172 231V232H171ZM123 232V231H122ZM165 232V231H164ZM204 232V234L206 233V231H203ZM75 233H77V232H75ZM117 233L118 234H120L121 233V231H117ZM123 233H125V232H123ZM127 233V232H126ZM146 233V232H145ZM151 233V234H152ZM161 233V231L159 230V234ZM210 235H211V233L210 232H208ZM207 233V234H208ZM87 234H83V235H87ZM117 234V235H118ZM121 235H124V234H120V236ZM163 235V236H164ZM209 235V236H210ZM126 236V235H125ZM123 237V239L125 240V238L126 237ZM158 236V235H157ZM167 236V237H166ZM77 237H79V238H77ZM85 237V236H84ZM127 237V239L129 240V238ZM160 237H162V236H160ZM205 237H206V234H205ZM76 238L77 239H80V241H75L76 240ZM110 238V239H109ZM120 238V237H119ZM119 238H117L118 240H119ZM157 238V237H156ZM167 238V239H166ZM171 238V239H170ZM208 238V237H207ZM210 238V237H209ZM81 239H82V241H83V243H81L82 241H81ZM86 239H88V238H86ZM120 239H122V236H121V238ZM150 239H151V236H150ZM155 239V238H154ZM164 240V241H163ZM74 241L75 242H77V243H74ZM203 241V242H202ZM78 242H80L81 244H84L85 246H88V247H85L84 245H81L80 243H78ZM87 242V243H86ZM105 243L104 245H103V243ZM142 242H144L145 243V245H147V243H149L148 245H147V247L144 245V243H143V245H142V247H141V244H142ZM161 242V243H162ZM102 243V244H101ZM127 245H126V244ZM133 243V244H132ZM156 243V242H155ZM160 243V244H161ZM167 243H169V242H166V244ZM205 243V247H204V244ZM209 243V242H208ZM73 244H75V245H77V244H79V245H81L82 247L84 246L85 247V251H87V252H85V251H82L81 250V246L78 248V246L77 247H73L74 245ZM101 244V245H100ZM157 244V243H156ZM159 244V243H158ZM159 244V245H160ZM93 246V252L91 251L90 252V250H92L91 248V246ZM104 246V248H103V246ZM125 245V246H124ZM135 245V246H134ZM155 245V244H154ZM106 246H108L109 248H111L112 247V249H113V247L115 248V247H117L116 249H118L119 248V253L117 254V253H114L113 252V257L112 258H116V259H109V260H106L105 258H106V256L108 255L109 256V258H111L110 256V254H112V252H110L109 253V251H107V249H109L108 247H106ZM129 246V247H130ZM144 246V247H143ZM161 246V245H160ZM160 246H158V247H160ZM90 247V250H88V248ZM135 247V248H134ZM146 247V248H145ZM157 247V246H156ZM155 247V248H156ZM157 247V248H158ZM208 247H209V245H208ZM103 248V249H102ZM127 248V249H126ZM142 248H144V250H141ZM151 248V247H150ZM81 251H80V250ZM87 249V250H86ZM95 249V250H94ZM161 249H159V250H161ZM162 249V250H163ZM84 250V249H83ZM104 250H106L108 253H106V255H103L105 252H103ZM111 250V249H110ZM148 250V249H147ZM151 250V249H150ZM56 251H54V252H52L53 254L56 252ZM112 251H114V250H112ZM116 251H118V250H116ZM115 251V252H116ZM154 251V250H153ZM157 251V250H156ZM84 252V253H83ZM90 252V253H89ZM147 252H149V251H147ZM159 251L157 252V255H158V253H160ZM202 252V253H201ZM208 252V254H209V251H207ZM51 253V254H52ZM86 253V254H85ZM87 253H89V254H87ZM92 253H94V254H92ZM127 253H125V255L127 254ZM150 253V252H149ZM206 253V252H205ZM92 254V255H91ZM115 254H117L116 256H115ZM207 253H206V255H204L205 257L208 255ZM56 255V254H55ZM55 255H54V257H55ZM88 255V256H87ZM141 254H139V256H140ZM156 254H154V255H152V256H155ZM90 256V257H89ZM107 256V257H108ZM115 256V257H114ZM143 256V255H142ZM117 257H119V258H122V259H120L119 260V258L117 259ZM145 256H143V258H144ZM208 257L209 256H207V259L206 258H204V259H206V263L207 264H209L210 262L209 261H207V260H209L208 259ZM146 258V257H145ZM144 258V259H145ZM151 258V257H150ZM155 258V257H154ZM158 258H160V257H158ZM164 257H161L160 258V261L161 260H163V261H165L164 259H163ZM44 259L46 260V261H44ZM141 259V258H140ZM51 260V259H50ZM157 260H159V259H157ZM159 262V261H158ZM150 263H152V261L150 260ZM165 263H166V261H165ZM146 264V263H145ZM148 264V263H147ZM158 264V263H157ZM159 264H162V263H159Z\"/></svg>",
	"mask_w": 264,
	"mask_h": 264
}]
</instances>
